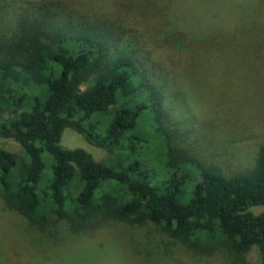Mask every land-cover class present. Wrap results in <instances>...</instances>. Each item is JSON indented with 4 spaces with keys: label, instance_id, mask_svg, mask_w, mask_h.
Wrapping results in <instances>:
<instances>
[{
    "label": "trees",
    "instance_id": "trees-1",
    "mask_svg": "<svg viewBox=\"0 0 264 264\" xmlns=\"http://www.w3.org/2000/svg\"><path fill=\"white\" fill-rule=\"evenodd\" d=\"M122 3L98 20L45 2L0 19V138L23 154L0 145L1 203L33 227L51 216L72 227L151 223L193 253L237 259L255 247L264 264V212L252 211L264 207V143L242 173L201 160L166 106L162 60L139 44L154 3ZM182 35L163 41L173 50ZM68 128L110 157L63 148Z\"/></svg>",
    "mask_w": 264,
    "mask_h": 264
},
{
    "label": "rangeland",
    "instance_id": "rangeland-1",
    "mask_svg": "<svg viewBox=\"0 0 264 264\" xmlns=\"http://www.w3.org/2000/svg\"><path fill=\"white\" fill-rule=\"evenodd\" d=\"M42 2L90 20L120 15L121 3L130 11L154 3L137 37L163 62L158 80L170 115L181 114L185 143L224 174L254 167L264 143V0H0V19ZM173 32L182 33L183 41L171 43L172 50L163 40ZM133 39L128 46L137 53ZM0 145L23 155L11 139L0 138ZM60 145L83 149L97 162L110 157L70 128ZM252 211L259 214L264 207ZM99 221L72 227L51 216L33 227L0 200V264H262L255 247L237 259L223 249L193 253L151 223Z\"/></svg>",
    "mask_w": 264,
    "mask_h": 264
}]
</instances>
